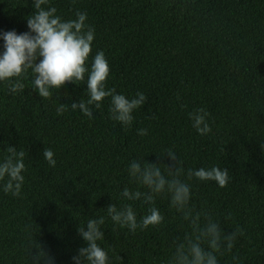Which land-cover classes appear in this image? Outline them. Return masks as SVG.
I'll return each instance as SVG.
<instances>
[{
	"label": "trees",
	"instance_id": "1",
	"mask_svg": "<svg viewBox=\"0 0 264 264\" xmlns=\"http://www.w3.org/2000/svg\"><path fill=\"white\" fill-rule=\"evenodd\" d=\"M49 6L65 21L86 12L95 29L89 69L103 51L106 88L129 99L142 92L147 101L125 127L110 119V97L91 119L71 110L88 98L87 74L52 89L49 98L39 96L31 73L23 92L11 94L0 82V161L7 146L27 153L20 195L5 194L0 182V264H32L34 241L55 264H72L86 246L78 227L100 216L98 244L110 264H168L173 239L190 229L167 196L155 203L164 222L144 230L121 228L106 212L111 204L133 203L121 196L125 187H137L130 163H170L157 159L166 149L186 170H229L224 188L190 181L197 209L210 211L226 233L237 226L245 232L232 253L218 255V264H233V255L241 264H264V0H49L42 7ZM34 11L33 0H0V36L28 32ZM61 103L68 111L57 115ZM197 108L210 114L208 135L192 127L188 114ZM141 128L148 135L139 136ZM45 148L55 153V167L44 159ZM133 207L139 220L148 206L136 201Z\"/></svg>",
	"mask_w": 264,
	"mask_h": 264
},
{
	"label": "clouds",
	"instance_id": "2",
	"mask_svg": "<svg viewBox=\"0 0 264 264\" xmlns=\"http://www.w3.org/2000/svg\"><path fill=\"white\" fill-rule=\"evenodd\" d=\"M49 0H33L35 11L27 17L28 32L17 34L15 30L7 31L0 36L4 40V49L0 55V82H5L11 94L23 92V83L29 73L33 76V86L40 97L49 98L52 89L60 90L66 83L84 81L87 74L88 98L70 105L72 111L79 110L89 119L93 118V109L101 108L105 98L110 100V119L125 127L132 125L135 110L143 107L147 97L137 92L129 99L123 94H117L115 88H106L109 77V64L103 51L95 54L90 69L87 65L92 44L95 39V29L87 22V13L77 10L75 19L63 20L57 15L55 7H42ZM179 99V97H177ZM68 111L67 104H59L57 115ZM151 112V109H149ZM192 127L201 135H208L212 129L209 124L210 114L204 108L190 112ZM155 119V115L149 117ZM139 136L148 135L147 128L137 130ZM264 148V145H261ZM5 156L0 161V182L5 194L18 197L25 181L23 173L26 168L27 153L7 146ZM55 153L51 148H45L43 157L51 166H56ZM167 158L170 163H149L144 160H133L128 173L130 180L137 187H125L121 193L124 200L130 202L142 201L147 205V212L139 220L133 203H125L120 207L111 204L107 207V216L114 224L127 228L131 232L144 230L150 226H158L165 217L155 206L160 196H167L170 207L180 214L188 224L189 231L176 236L172 241L174 252L168 264H218V255L232 253L239 237L245 235L239 226L230 233L224 231L221 222L213 217L207 209H197L192 201V185L194 178L202 182L214 181L224 188L230 181L229 170L212 166L211 168L185 169L175 151L166 149L157 156L158 160ZM141 189H144L143 191ZM231 218V213L225 221ZM105 217L89 219L86 227H78L79 236L86 242L85 247L77 250L72 257V264H110V258L98 241L104 239L102 225ZM36 251L29 249L32 264H55L51 256L40 243L33 242ZM233 264H241L236 255L232 256Z\"/></svg>",
	"mask_w": 264,
	"mask_h": 264
}]
</instances>
